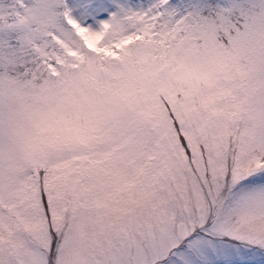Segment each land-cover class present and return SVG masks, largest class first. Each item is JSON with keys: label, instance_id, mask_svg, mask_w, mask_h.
<instances>
[{"label": "snow or ice", "instance_id": "snow-or-ice-1", "mask_svg": "<svg viewBox=\"0 0 264 264\" xmlns=\"http://www.w3.org/2000/svg\"><path fill=\"white\" fill-rule=\"evenodd\" d=\"M0 264H264V0H0Z\"/></svg>", "mask_w": 264, "mask_h": 264}]
</instances>
